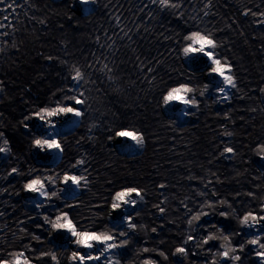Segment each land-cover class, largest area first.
Segmentation results:
<instances>
[{
	"label": "trees",
	"instance_id": "trees-1",
	"mask_svg": "<svg viewBox=\"0 0 264 264\" xmlns=\"http://www.w3.org/2000/svg\"><path fill=\"white\" fill-rule=\"evenodd\" d=\"M70 1L17 0V12L5 13L10 16L9 20L5 21L3 15H0V24L4 25L0 32L8 33L9 41L5 45V37L0 36V132L5 133L9 139L12 154L18 159L20 167L27 171L30 166L35 165L30 156V134L21 123L23 116L35 110L37 104L51 99L57 88L64 83L65 68L61 60L81 66H86V60L96 63L101 56V45H105V55L108 57L106 62L114 69V81L107 80L105 70V75L95 85L89 86L92 88L89 116L102 123L95 130L92 141L81 140L82 134L87 130L88 120L68 137L67 153L61 165L63 167L70 158L87 152L95 169L93 177L96 182L92 185V191L84 193L81 197L83 203L75 209L73 215L78 220L92 217L93 210L89 202L98 201L107 194L105 180L136 182L147 190L146 202L141 204V214L136 219L146 224L148 231L134 234L125 251L123 264H140L138 249L145 245L149 249L157 247L167 252L168 260H164L156 252L139 254L151 255L157 264H203V254L190 256L188 259L172 255L176 244L173 237L178 239L181 235L176 231V226L180 223V209L176 205L185 195L192 193L190 183L198 182H190L189 176L207 178L209 169L219 176L216 186L223 196L230 198L237 190L243 194L249 189L264 193V159L256 151V145L264 143L261 94L257 91L251 98L244 96L243 100L235 99L231 105L213 104L209 99L201 105L199 111L187 108L186 111H192L194 115L169 120L164 117L158 104L160 88L149 89L142 83L144 77L134 65L150 61L159 53L165 52L168 42L159 33L169 27L175 28V18L167 13L157 15L159 23L154 21L150 32L146 33L141 28L140 35H135L136 30L131 23L137 19L133 15L134 6L141 4L142 0H95L85 17L72 12ZM198 3L199 0H188L191 5ZM213 3L216 5L215 11L219 13L215 22L223 27L224 17H233L240 5L249 3V0H213ZM188 4L185 5L186 8ZM117 15H121V22L115 19ZM121 28L125 32L132 28L129 33L133 36L131 41L121 38ZM245 30L248 32V43L229 29L224 30L232 41V50L228 55L236 64L240 78L241 92L237 95H244L257 85L264 84V48L261 47L260 31L257 29L253 43V34L247 24ZM97 36L100 38L99 43ZM108 44L113 47L107 48ZM49 55L53 57L52 60L47 59ZM137 56L139 60L136 59ZM104 62H101V68ZM154 67L156 83L160 87L172 83L180 72L189 73L180 60L168 59L166 56L160 65ZM100 75L99 72L93 73L92 79L96 80ZM229 107L232 109V119L225 121L223 113ZM250 107L257 110L248 111ZM222 124L234 133L231 138L220 135L223 131ZM117 125L135 126L147 134V143L137 155L122 157L114 150L113 139H107L105 128ZM78 140L81 141L79 145L76 143ZM224 143H231L237 148L238 155L222 159L217 153V158L213 159L211 153ZM16 163L17 160L14 159L13 164ZM6 166L2 155L0 187L7 191L0 192V213H4L0 215V229L11 239V233L17 230L16 221L24 220L26 214L32 215L34 209L21 195V178H3ZM97 171L100 173L98 177ZM212 178L215 180V177ZM154 182L167 183L164 195L168 199V212L163 217L152 207L159 196L158 190L153 188ZM257 185L260 187L257 188ZM95 219L105 222L106 216H97ZM169 220L173 223L170 224ZM208 220L229 224V221L215 216ZM39 222L38 219L26 220L25 227L38 231L35 224ZM152 226L160 229L158 233H151ZM39 234L46 238L43 248L47 250L52 245L47 240V233L39 231ZM58 255L62 264H66L67 253Z\"/></svg>",
	"mask_w": 264,
	"mask_h": 264
},
{
	"label": "snow or ice",
	"instance_id": "snow-or-ice-1",
	"mask_svg": "<svg viewBox=\"0 0 264 264\" xmlns=\"http://www.w3.org/2000/svg\"><path fill=\"white\" fill-rule=\"evenodd\" d=\"M80 2L86 5L95 3V0ZM186 4L188 0H142L141 4L134 6L133 15L137 19L131 23L136 30L135 35H140L141 28L146 33L150 32L153 22L159 23L157 15L167 13L176 21L175 28L169 27L159 33L168 42L165 52L159 53L150 61L134 65L144 77L142 83L149 89L160 88L159 105L179 104L196 111L209 99L213 104L231 105L233 100H243L244 96L251 98L258 91L261 94L260 111L264 112V84L257 85L244 95H237L241 92L240 78L236 64L228 55L232 50V41L224 31L229 29L248 43V32L245 30L247 24L253 34L251 42L254 43L255 33L259 29L261 47L264 48V0H249V3L241 4L233 17H224L223 27L215 22L219 13L215 11L213 0H199L197 5L188 4L187 8ZM18 6L17 0H0V15L7 21L10 16L5 13L15 14ZM115 19L122 21L121 15H117ZM3 27L0 24V28ZM131 32L132 28L128 32L121 28V38L131 41ZM0 36L5 37L3 42L7 45L8 33L0 32ZM96 40L99 43V36ZM112 47V44L107 45V48ZM105 52V45L102 44L101 56L96 63L86 60V66L61 60L65 68L64 83L57 88L51 99L37 104L35 110L22 118V126L30 134L31 148L48 157L50 164L33 165L25 171L13 156L9 139L5 133L0 132V155L4 156L7 165L3 178L7 180L12 176L20 177V190L38 198L30 202L33 214H26L24 220L16 221L17 230L11 233V239L0 229V264H62L58 253H67L68 264H123L125 251L134 234L148 231V226L136 219L141 214V204L146 202L147 190L133 181L119 183L112 179L105 180L107 194L98 201L89 202L93 210L92 217L78 220L73 212L83 203L81 197L84 193L91 192L92 185L96 182L93 177V161L90 154L84 152L61 166L67 153L68 137L88 120L87 130L82 134L81 140L92 141L95 130L102 123L89 116V109L92 107L89 103L92 88L89 86L95 85L105 75V70L107 80L114 81V69L106 62L108 57ZM165 56L195 67L190 68L188 74L180 72L172 83L160 87L156 83L154 65H160ZM47 59L52 60L53 57L49 55ZM136 59L139 60V56ZM102 61L105 62L101 68ZM96 72L101 75L94 80L92 74ZM256 110L255 107L248 108L251 112ZM231 111L229 107L223 113L225 121L232 119ZM194 114L192 111L183 112L184 116ZM30 120L37 121L38 126L30 127ZM221 128V136L231 138L234 135L226 125L222 124ZM105 131L109 141L113 137L122 138L131 142L130 147L139 149L147 143V134L135 126L117 125L105 128ZM80 142L76 141L77 145ZM256 151L264 159V143H258ZM217 153L219 158L228 159L238 155V150L231 143H224L211 153L213 159L217 158ZM14 159L17 160L16 164H13ZM211 163L210 160L209 164ZM99 175L97 171L96 176ZM189 180L198 182L190 183L192 193L185 195L176 205L180 209V223L177 224L176 231L181 235L178 239L173 237L176 244L172 255L188 259L190 256L203 254V264H264V193L249 189L243 194L237 190L230 198L223 196L216 186L220 178L210 169L207 178L190 175ZM256 187L259 188L260 185ZM153 188L158 190L159 196L152 207L163 217L168 212V199L164 195L167 183L154 182ZM6 191V188L0 187V192ZM97 216H106L107 220L101 222L95 219ZM212 216L229 221V224L223 225L219 220L210 222L208 218ZM35 219L40 221L35 224L38 231L25 227L26 220ZM169 223L173 221L169 220ZM159 230L156 226L150 228L154 234ZM39 231L46 232L50 239H61L57 240L58 244H52L44 250L46 238ZM150 252L158 253L164 260L169 258L165 250L157 247L149 249L145 245L138 249L140 264H157L151 255H139Z\"/></svg>",
	"mask_w": 264,
	"mask_h": 264
},
{
	"label": "water",
	"instance_id": "water-1",
	"mask_svg": "<svg viewBox=\"0 0 264 264\" xmlns=\"http://www.w3.org/2000/svg\"><path fill=\"white\" fill-rule=\"evenodd\" d=\"M72 3H74V5L71 6V9L76 15L84 17L89 13L88 4L86 5L81 4L80 0H72ZM187 67L188 69H190L195 66L190 65ZM175 105H176V109L170 108L169 111H165L164 115L167 118L176 119L183 116V112L186 109L185 106L179 104H175ZM29 125H31L32 128H36L38 126V122L33 120L31 123H29ZM130 145H131L130 141H125L122 138H117V137L114 138V148L119 154L123 156H133L134 154H136L134 152H130L131 150ZM33 160L37 166L47 165L51 163L48 157L44 156L43 153H37L33 158ZM60 239L61 238L57 237L55 241Z\"/></svg>",
	"mask_w": 264,
	"mask_h": 264
},
{
	"label": "rangeland",
	"instance_id": "rangeland-1",
	"mask_svg": "<svg viewBox=\"0 0 264 264\" xmlns=\"http://www.w3.org/2000/svg\"><path fill=\"white\" fill-rule=\"evenodd\" d=\"M166 107H167V109H168V111H169L170 107H168V106H163V110L166 111ZM139 150H140L139 148H135L134 146H131V151H132V152H138ZM35 153H36V152H34L33 149H30V156H31V157L34 156ZM25 199H26L27 201L31 202V201H34V200H36V199H38V198L35 197V198L33 199V198H30V197H25ZM106 220H107V217H106ZM48 240H49L50 242H54V239H50V238H48ZM55 244H56V243H55ZM66 264H68L67 259H66Z\"/></svg>",
	"mask_w": 264,
	"mask_h": 264
},
{
	"label": "bare ground",
	"instance_id": "bare-ground-1",
	"mask_svg": "<svg viewBox=\"0 0 264 264\" xmlns=\"http://www.w3.org/2000/svg\"><path fill=\"white\" fill-rule=\"evenodd\" d=\"M168 107H171L172 109H176V105L175 104H172L171 106H168ZM33 150H34V152H37V150H35V149H33Z\"/></svg>",
	"mask_w": 264,
	"mask_h": 264
}]
</instances>
